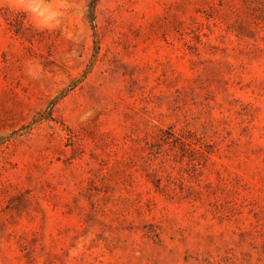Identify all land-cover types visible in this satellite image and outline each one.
<instances>
[{"label": "rangeland", "instance_id": "1", "mask_svg": "<svg viewBox=\"0 0 264 264\" xmlns=\"http://www.w3.org/2000/svg\"><path fill=\"white\" fill-rule=\"evenodd\" d=\"M0 264H264V0H0Z\"/></svg>", "mask_w": 264, "mask_h": 264}]
</instances>
